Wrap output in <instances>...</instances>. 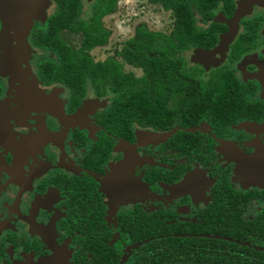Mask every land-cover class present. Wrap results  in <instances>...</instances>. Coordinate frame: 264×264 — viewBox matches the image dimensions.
Segmentation results:
<instances>
[{"label":"flooded vegetation","instance_id":"1","mask_svg":"<svg viewBox=\"0 0 264 264\" xmlns=\"http://www.w3.org/2000/svg\"><path fill=\"white\" fill-rule=\"evenodd\" d=\"M136 1L165 18L139 22L123 46L173 40L169 1ZM208 3V19L191 5L184 26L194 42L180 51L183 72L161 83L163 120L126 113L107 82L99 91L86 79L73 91L46 80L45 63L58 56L31 32L45 30L53 0L31 22L30 49L13 67L0 57V264H135L151 239L135 240L143 224H203L210 206L231 212L236 201L240 218L257 219L242 241L264 251V0H231L229 11ZM122 48L105 57L121 70ZM138 70L124 73L141 83L149 75ZM184 180L179 193L168 190Z\"/></svg>","mask_w":264,"mask_h":264},{"label":"trees","instance_id":"2","mask_svg":"<svg viewBox=\"0 0 264 264\" xmlns=\"http://www.w3.org/2000/svg\"><path fill=\"white\" fill-rule=\"evenodd\" d=\"M53 1L56 11L47 19L45 30L34 27L31 32L36 46L48 48L58 56L56 63H45L46 80H60L73 91L79 89L86 79L99 91L107 82L112 89L122 94L126 113L131 115L140 111L146 119L168 118V111L160 107L163 97L161 83L166 80L167 73L169 77L172 71L183 72L184 63L180 51L188 43L194 42L191 33L195 32V29H186L184 25L191 24L194 19L191 5L204 19L210 17L207 13L208 0H168L174 12L173 21L177 25L173 40L152 36L148 40L137 42L131 38L123 46L120 52L122 60L140 67L149 75L143 76L141 83H136L137 79L124 73L121 63L115 59L108 57L94 61L87 54L89 49L105 42L108 32L102 27L100 19L111 10L114 0H93L87 19L79 15L81 0ZM211 1L213 5L218 0ZM220 2L229 11L231 0ZM63 29L80 34L77 47L67 45L58 37L57 32ZM168 85L176 86L169 84V79ZM211 101L214 102L213 99ZM231 205L236 209L219 213L218 206L216 209L214 204L210 206L203 224L170 225L157 221L151 224V228L149 223L143 224L140 235L135 240L142 242L145 238L151 239L140 246L143 251L135 264H264V251L258 249L257 245H241L211 235L242 241L245 240L247 231L258 229L255 225L256 218L252 224L247 223L243 217L240 218L243 213L239 211L242 208L239 202ZM193 233L198 234L192 235ZM208 234L210 235L206 236Z\"/></svg>","mask_w":264,"mask_h":264},{"label":"rangeland","instance_id":"3","mask_svg":"<svg viewBox=\"0 0 264 264\" xmlns=\"http://www.w3.org/2000/svg\"><path fill=\"white\" fill-rule=\"evenodd\" d=\"M6 1L5 4H3L4 8L2 9V6L0 7V20H1V30L3 29L2 37H0V47L3 48L4 51L7 53L9 52L10 56L6 54V59L4 60L7 62L10 58V60L15 59L18 52H14L13 46H17L15 44V41L12 39V33H13V20H14V12L12 11L11 7H9V4L11 0H4ZM93 0H81V9H80V17L83 19H87L89 16L90 11V5ZM49 3V1H48ZM138 2L136 0H116V3L114 5V8L111 12L103 15L100 19L101 25L107 29H109V35L105 41V43L95 46L87 51V54L92 58V60H103L105 57L110 55H115L117 50H120L125 42V40L131 35L133 27L137 25L139 22H150V23H157L159 26L163 19L165 18V14L157 12L159 10L158 7H150V10H145L144 14L138 11ZM46 8V7H45ZM141 10V9H139ZM40 12V11H39ZM139 12V13H138ZM45 15L38 14L31 17L29 26H31V22L33 20H42L44 19ZM169 20V19H168ZM238 21V19H237ZM30 28V27H29ZM29 30V29H28ZM26 35L24 41L17 42L19 46H22L26 50L27 48L30 49L26 42ZM60 38L63 42L66 44L77 47L79 45L81 36L78 32H70L67 30H61L60 31ZM12 40L14 43H12ZM22 52V49H20ZM19 51V52H20ZM2 53V52H1ZM9 57V59L7 58ZM118 57V56H117ZM15 62V60H14ZM123 62V61H122ZM9 65H14L12 63ZM122 70L123 72H132L138 73V67L123 63L122 64ZM174 98H171L170 101H173ZM141 134H145V136H149V133L147 131H143ZM122 236V235H121ZM122 241H125L122 239V237L119 238Z\"/></svg>","mask_w":264,"mask_h":264},{"label":"water","instance_id":"4","mask_svg":"<svg viewBox=\"0 0 264 264\" xmlns=\"http://www.w3.org/2000/svg\"><path fill=\"white\" fill-rule=\"evenodd\" d=\"M49 0H11L9 7H11V9H13L12 11L14 12V20H13V33H12V39L15 41V44L17 46H13V50L14 52H18L17 54H21L20 49H22V46H19L17 44V42H22L24 41L25 38V34H27L28 29H29V22L31 17H33L34 15H38V14H43V10L45 9V7L47 6ZM6 1L4 0H0V7L2 6V9L4 8L3 4H5ZM40 11V12H39ZM1 32H3V29L1 30ZM2 33L1 36L2 37ZM20 51V52H19ZM6 54L8 56H10L9 52L7 53L6 51L3 50L2 48V53L0 55V57L5 60L6 59ZM7 56V58L9 59V57ZM11 57V56H10ZM15 58V56H14ZM11 59V58H10ZM8 60L7 63L10 64L11 61L12 63H14V59L13 60ZM149 136H157V137H166L168 136V132L167 133H150ZM187 180L181 181L179 183L176 184H172L170 186H168V190L169 191H177L178 193L180 191L183 190V188L187 185ZM209 236V235H206ZM213 237H217V238H224L227 239L229 241H234L236 243H239L241 245H249V243L247 241H237L234 240L230 237H224V236H218L215 235Z\"/></svg>","mask_w":264,"mask_h":264}]
</instances>
